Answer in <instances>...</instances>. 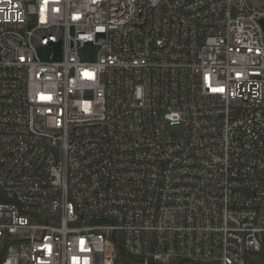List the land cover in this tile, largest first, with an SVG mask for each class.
Listing matches in <instances>:
<instances>
[{"label":"built area","instance_id":"built-area-1","mask_svg":"<svg viewBox=\"0 0 264 264\" xmlns=\"http://www.w3.org/2000/svg\"><path fill=\"white\" fill-rule=\"evenodd\" d=\"M254 1L0 0V264H246L261 250Z\"/></svg>","mask_w":264,"mask_h":264},{"label":"rangeland","instance_id":"rangeland-1","mask_svg":"<svg viewBox=\"0 0 264 264\" xmlns=\"http://www.w3.org/2000/svg\"><path fill=\"white\" fill-rule=\"evenodd\" d=\"M257 4H264V0H255ZM40 55L43 59L49 60L50 59V49L49 48H40ZM86 53H88V56L90 57L89 59H94L95 58V53L96 49H90L87 48L84 52H82V56H84Z\"/></svg>","mask_w":264,"mask_h":264},{"label":"trees","instance_id":"trees-1","mask_svg":"<svg viewBox=\"0 0 264 264\" xmlns=\"http://www.w3.org/2000/svg\"><path fill=\"white\" fill-rule=\"evenodd\" d=\"M246 264H264V244L260 251L248 254Z\"/></svg>","mask_w":264,"mask_h":264},{"label":"water","instance_id":"water-1","mask_svg":"<svg viewBox=\"0 0 264 264\" xmlns=\"http://www.w3.org/2000/svg\"><path fill=\"white\" fill-rule=\"evenodd\" d=\"M55 46H56V48H57V54H56V56L55 57H58V56H60V43H58V44H55Z\"/></svg>","mask_w":264,"mask_h":264}]
</instances>
